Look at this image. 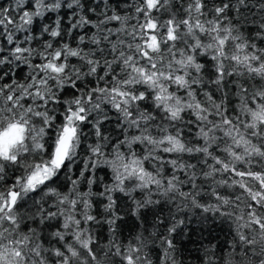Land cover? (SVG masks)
Returning <instances> with one entry per match:
<instances>
[{"label":"snow or ice","instance_id":"obj_1","mask_svg":"<svg viewBox=\"0 0 264 264\" xmlns=\"http://www.w3.org/2000/svg\"><path fill=\"white\" fill-rule=\"evenodd\" d=\"M147 211L106 256L153 264L151 240L178 264L211 215L227 264H264V0L0 5V264H105L96 226Z\"/></svg>","mask_w":264,"mask_h":264},{"label":"trees","instance_id":"obj_2","mask_svg":"<svg viewBox=\"0 0 264 264\" xmlns=\"http://www.w3.org/2000/svg\"><path fill=\"white\" fill-rule=\"evenodd\" d=\"M10 0H0V5L7 6ZM66 9H61L60 15L63 16ZM56 13H49L46 16V22L51 23L55 19ZM49 17L51 19H49ZM63 26V24H62ZM80 165H76L79 168ZM98 175L103 176L104 172L101 171ZM96 191V187L93 188ZM117 197V211L123 213H130L132 207V201L123 194H116ZM139 197V193H136ZM94 206L93 212L103 219L104 203L102 198L93 197ZM145 216V223L141 224L135 216L126 214L123 219L118 223V235L113 236L105 224L103 227L99 225L94 229L95 233L99 234V257L105 262V264H119V257L106 256L110 241L115 239L123 246L126 247L127 242L131 241L139 232L147 228L148 233L156 231L153 226V215L151 211H147L143 214ZM164 215H167L165 209ZM196 229V234L192 236L191 240H188L184 235H177L175 237L176 251L172 255L176 258L178 264H227L230 255H234L232 252L234 233L230 228L229 223L222 218H213L209 215L207 221V227L203 229V238L201 239V230L198 223H190L186 231ZM147 235V233H146ZM164 249L160 246L159 241L155 244L149 240L148 248L145 249V254L152 260L153 264H164ZM170 264V262H169Z\"/></svg>","mask_w":264,"mask_h":264}]
</instances>
